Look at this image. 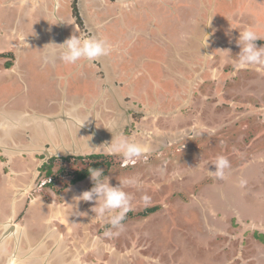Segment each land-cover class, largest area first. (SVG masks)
Wrapping results in <instances>:
<instances>
[{
  "label": "rangeland",
  "instance_id": "obj_1",
  "mask_svg": "<svg viewBox=\"0 0 264 264\" xmlns=\"http://www.w3.org/2000/svg\"><path fill=\"white\" fill-rule=\"evenodd\" d=\"M147 1H136V9L153 15L162 5L164 16L169 19L165 44L176 45L178 39L171 36L174 19L179 20L185 12L192 14L191 7L197 6L198 0H152V4ZM217 1L220 0L210 4V0H202V18L193 17V24L197 27L193 32L195 39H199V45L193 51L194 64L183 65L172 55L165 59L162 48L157 50L158 47L149 43L146 55L163 64H149L150 76H146L141 65L147 60L133 57L135 44L141 40L139 34L129 37L136 43L106 40L112 48L104 56L109 63L105 66L108 71L105 80L109 84V97L115 99L116 105L107 106L110 111L97 112L94 108L96 95L89 100L91 103L68 106L65 108L66 117L71 119L72 126L66 128H60L58 124L67 120L64 113L41 111L42 120L51 124L58 121L59 129L55 131L46 128L40 132L27 119L15 120L21 127H14L11 125L14 118L11 117L23 113L26 116L30 113L27 106L34 102V106L40 104L44 107L42 110L49 109L48 106L58 109L59 96L63 94L71 99L68 98L70 103L76 101L74 93H66L64 89L67 77H60V81L53 76L55 72L40 68L33 53L30 63L24 64L25 60H21L19 67L15 66L14 57L0 55V87L2 77L8 86L6 93L0 96V120L8 122L4 128L0 125V144L6 150L0 153L9 152V146L15 148L14 163L22 167L30 165L26 170L27 178H30L31 171L36 172L49 159L47 163L53 178L50 189L41 188L40 182L48 177L39 174L31 189L24 188L20 192L19 201H25L23 213L15 220L19 226L13 223L11 216L12 223L19 230L29 226L34 229L43 227L47 239H36V244L24 231H18L17 237H26L21 240L20 248L23 241L29 249L22 245V250L31 251L27 255L18 254L19 264L26 258L36 263L35 254L46 255L50 249L47 256L53 253L52 259L57 264H264V66H238L235 60L240 51L239 32L230 29L218 17L214 22L215 18L210 20L213 29H210L211 23H207L213 11L219 16L232 15L235 20L239 16L235 13L237 10L246 11V7L255 3L235 0L231 7H223ZM257 6V3L252 6L253 12L260 14L259 18L264 21V15L261 16L264 8L260 10ZM253 12L242 16V21L248 22ZM261 27L262 31L255 30L261 37L255 42L258 48L264 46V24ZM80 32L82 37L87 36ZM163 33L166 35L165 29ZM19 45L20 51L27 50L26 46V50L23 47L27 43ZM4 46L0 45V54L10 49L14 51V43ZM22 65L31 67V78L20 69ZM162 67L164 73L161 76ZM72 68L69 65V69ZM141 69L143 71H139ZM166 69L169 72H165ZM114 71L117 73L113 74ZM181 73L183 80L180 79ZM16 79L19 86L14 82ZM30 80L33 82L31 88ZM83 82L85 90H90L89 81ZM30 89L36 92L34 96ZM48 98L52 103L47 106ZM16 100L18 102L13 106ZM171 103L173 108L177 107L173 111L170 110L172 107L168 110ZM82 107L85 109L79 111ZM36 118L30 120L36 122ZM80 118L82 121L84 118L91 120L88 130L75 126V123L80 124ZM113 125L116 131L130 139L149 143L152 151L129 162L135 165L123 168V163L129 160L120 154L109 153L105 148L113 138L110 132ZM73 131L76 134L70 139L68 135ZM78 135H83L84 139ZM85 139L89 143L86 147ZM51 142L58 150L52 159L51 154L46 157L39 147L42 145L50 151ZM76 148L86 150L72 155L69 149ZM33 149L36 153H32ZM94 154L103 157L101 169L109 177L110 185L117 186L125 178L137 181L133 186H124V191L131 197V210L119 235L106 237L104 233L110 225L106 219H94V202L75 199L93 187L90 177L73 184L71 181L76 171L94 161L88 158ZM221 155L230 163L223 179L209 174L215 171V159ZM15 173L17 171L13 170L2 176L0 170V186L11 188V180L6 185L5 179ZM144 196L149 199L145 201ZM32 201L34 203L30 206ZM33 221L42 222L34 225ZM11 256L2 264H9Z\"/></svg>",
  "mask_w": 264,
  "mask_h": 264
},
{
  "label": "crops",
  "instance_id": "obj_2",
  "mask_svg": "<svg viewBox=\"0 0 264 264\" xmlns=\"http://www.w3.org/2000/svg\"><path fill=\"white\" fill-rule=\"evenodd\" d=\"M136 1H145V0H0V45L1 47H3L4 45H5L4 47H7L10 46L12 43L15 44L14 51L10 49L8 51L1 53L0 55H2L3 57L6 56L14 57L17 63V65L15 64V66L19 67L21 60H25L24 64L30 63L31 61L30 55L33 53L35 60L36 61L38 60L37 64L39 65L40 68L46 67V69H48L49 71H52L53 73L55 72V75L53 76L55 78H58V80L60 81H62L61 79H59L60 77L62 76L67 77L66 81L64 82L66 84V88L64 86V89L66 93H69L67 92L69 88L71 94L74 93V97L77 98L76 101L70 103L68 101L69 98L68 96H65L64 94L62 96H59V102L57 103L58 109L56 107L50 108L48 106L50 102L52 103L51 99L49 102H46V105L48 106L49 109L42 110L43 108H39L37 106L29 107L30 109L28 110V112L30 113L26 114V116L24 115V113L23 115L17 117L12 115L13 117L11 118L14 119L12 120L11 125H15L14 127H18V126L21 127L19 123H15V120L25 121V119H27L29 120L27 122L31 123L32 125H35L37 130L42 132V130H46L47 128L46 124H49L51 122L42 120L40 114L41 111L46 113L60 112V113H64L65 116L64 115L63 116L66 117L67 110L65 108H68V106L71 108L72 105L75 103H80L82 106L86 102L91 103L92 100L91 101L89 100L96 95L100 96L95 101L94 108L96 109V111L104 112L105 108L107 109V106H104L103 108H101V106H98L97 102L103 96L109 94L108 93L109 84H107L105 80V78L108 76V71L105 68L106 64H109L108 61H106L105 58L102 57L103 60L100 58L98 60L90 61V62H84V61L77 62L76 64H69L70 67H74V69L72 68L70 70L69 65L63 63L59 59L60 49L54 47V46L62 45L71 36L79 35L82 37V34L78 26L83 27L85 31L87 30L88 33L93 34V36L97 38L105 39V40L115 39L116 41L120 40L121 43L123 41H129L130 43H132L134 39H130L129 37L133 34L134 35L139 34L138 36L140 37L139 39L141 40L138 43L134 41V43H136L135 44L136 48H134L135 52L133 57H135V59L142 57L147 60L146 63H143V65H141L143 66L144 71L142 69L139 70L147 73L146 76H150L149 64L150 65L160 64L161 66L163 64L162 62L161 63L157 61L154 62L153 60H151V58H149L148 55H146L145 49L146 46L149 45V43H152V45L154 44L155 47H158L157 50H159V48H162L161 53L165 59H169L168 56L172 55V57L178 58V61H180V63H183V65L184 63L185 65L186 64L190 65L191 62L192 64H194L195 55L193 51L195 48L198 47L199 39L198 38L195 39L196 38L194 34L195 32H193L194 28L196 27L193 24L194 23L193 17L195 19L197 17V20L198 19L200 20L202 18L201 15L202 11L200 10V8H202L203 6L201 4L202 0H198L197 6L191 7L193 11L192 14L185 12V14L181 15L179 19L180 21L178 19H174L175 25L173 27V32H171V36H174V38L178 39L175 43L176 45L165 44V42L167 41L166 39H168L167 37L169 35L167 31L168 28H166V26H168L169 19H167L164 16L165 14L162 5L159 11H157L153 15H150L149 11L141 12L139 11L140 9H136V6L138 4L135 3ZM215 1L216 0H210V4L214 3ZM234 1L235 0H220L217 2H219V5L221 6L228 5L231 7ZM246 1L251 2L250 4H252V2H254L255 4L257 3L258 5L257 8H259L260 10L261 9L263 10L264 8V2H262L261 0H246ZM148 2L149 3L151 2L152 4V0H148L147 3ZM252 6L248 8L246 7V11L237 10V12L235 13H238L239 16L235 20L233 19L232 15H229V17L226 15L219 16L215 11H213L211 14L212 17H209L208 18L209 20L207 19L208 21L207 20L206 21L207 23L209 22L211 23L210 20L212 18H215L213 19L214 22L218 17L221 18V20H223L222 22L226 26H228L230 29H233L236 32L243 31L245 27H253L254 30L262 31L261 28L263 27L261 26L264 24V21H262L259 18L260 14L256 15L253 12ZM75 9H77V11H75ZM154 9H156V7H154ZM249 12H253V13L251 16L248 17L249 21L244 23V21H242L243 18L242 16L245 17L246 15L249 14ZM263 15H264V11H261V16ZM77 19L80 23L77 21ZM212 23L210 24V29H213ZM201 28L202 26L199 28V32L202 31ZM164 29L166 31V35H164L163 33ZM147 32H149L148 36H146ZM6 41L8 42L7 44H5ZM23 42L28 44V45H23L24 49L26 46L27 49V50L25 49L26 51L23 50L20 51L19 44ZM163 47L165 49H163ZM34 50L36 52H32ZM180 54L183 57H180L179 56ZM28 56H29V61H26V57ZM184 58L186 59V61H183ZM155 59L158 58L155 57ZM114 64L117 65V67L119 66L116 62ZM22 66L23 67H21L20 69L25 73V76L31 78L30 77L32 71L31 67L25 65ZM163 69L164 68L162 67V70L160 72L161 76L164 73ZM139 71L137 72L138 74L141 73ZM165 72H169V70L166 69ZM56 73L58 74L57 76ZM116 73L117 72L114 71L113 74ZM166 74L167 73H165V75ZM178 74L180 73H177V75ZM182 74L183 73H181L180 75L181 80H183ZM98 75L103 76V78L101 77L98 78L99 77ZM85 80L89 81V84H91L90 86L88 85L91 88L88 91L85 90V83L83 82ZM6 81L7 80H4L2 77V81H1L2 87H0V96H3L8 90ZM14 82L17 84V86H19L18 79H16V81L14 80ZM93 82H96L95 86L92 85ZM22 83H24V81ZM32 83H33L32 80H30V88L32 87ZM29 91L32 93V96L36 94V92H34L32 89H30ZM21 93L24 94L23 90L21 91ZM62 93H64V90L62 91ZM78 98L81 100H78ZM17 102H18L17 100L16 102L14 101L13 106H16ZM175 105L177 106V103ZM110 106L111 105H108V107ZM173 106L174 105L171 103V106H168V110L170 107H172L170 108V110L172 109V111L177 108V107L173 108ZM25 107L22 108L25 109L24 112L27 110L26 109L27 107L26 108ZM156 111L159 110L156 109ZM34 116L37 117L36 119H34L36 122H32L33 120H30V118ZM0 121H2V124L0 125L3 126V128L6 123L8 125V122H5V120H0ZM44 121L46 124L44 123ZM69 121L70 120L67 119L65 122L58 124L60 128L63 127L66 128L69 127L70 125L72 126L71 122ZM56 122L55 124L54 123L51 124L53 126L52 131H55L54 129L57 128L59 129V126L58 124H56ZM68 136L71 139L72 133H69ZM13 144L15 143L13 142ZM3 145L6 146V144ZM9 149H10L9 152L8 151L7 153L5 152L4 155L0 153L1 154L0 164H3L4 166L0 168L1 174L2 176L5 172L9 174L10 171L13 170H16L17 173H15V175H13L14 174L13 173L9 177H6L5 179L6 185L7 182L8 181L10 182L11 180V184H10L11 188L4 185L0 186V191H3L2 194L0 193V237L6 231V227L3 226V224L7 222V220L10 218L11 215L13 217V223L16 226H19L18 223H15V220L20 216V214L23 213V205L25 203V201H19V197L21 196L20 192L22 189L28 187L30 188L33 185L36 178V174L38 172L37 169L36 172L31 171L32 177L30 176L29 178L28 176L27 178L26 170L30 169V165H28V167H26V165L24 167L16 165L14 163V159H15V154L17 152L13 153L15 148H12L10 146ZM2 150L6 151L4 150V147L0 144V151ZM71 150L73 151L74 149ZM31 151L32 153L33 152L36 153V150L34 149ZM22 164L24 165L25 162ZM33 203L34 201L30 203V206ZM38 222H42V221H37V222L33 221V224L35 225ZM41 228L43 227H35L36 230L34 228H29V232L27 234L28 237L33 239L32 240L33 242L36 239L38 241V239H40L41 237L47 239L46 236L43 235V233L46 235V232L43 231V229ZM36 231H38V233H35ZM21 237L22 236H18V238H20V241L26 239V237H24L23 239ZM14 240H15V236L11 238H7L3 241L2 245L0 246V258H1L0 260H2L4 256L5 258H8V256L12 255L13 251L11 249ZM49 251L46 255L45 253L41 254L37 252L35 254V256L37 257L36 260L37 263L39 262L42 264H57L56 260L52 259L53 253L50 256H47L49 254ZM28 252H29L28 250H22V245H21V253L27 255ZM29 259L28 260L26 259V261H28V264H31ZM23 261L21 262V264H27ZM17 264H19V259H17Z\"/></svg>",
  "mask_w": 264,
  "mask_h": 264
},
{
  "label": "clouds",
  "instance_id": "obj_3",
  "mask_svg": "<svg viewBox=\"0 0 264 264\" xmlns=\"http://www.w3.org/2000/svg\"><path fill=\"white\" fill-rule=\"evenodd\" d=\"M257 40H261V37L253 27H245L243 31L239 32L237 43L240 51L235 60L238 66H256L258 68L264 66V46L258 48L255 43ZM54 47L60 49L59 59L63 63L76 64L79 61H95L107 56L110 53L112 45L105 39L95 36L88 35L81 37L74 35L68 38L62 45ZM229 55L231 54L229 53ZM210 131L214 132L215 129H211ZM110 132L113 138L110 145L105 147L109 153L120 154L125 160L135 161L152 151L149 143L130 139L123 133L116 131L115 125L112 126V131ZM134 164L127 163L123 165V168ZM214 166L215 171L209 172V174L223 179L225 170L230 167V163L227 157L221 155L216 157ZM88 172L93 182V187L90 190L84 191L75 199L76 201L94 202L95 206L92 208L95 212L94 219L100 221L106 219L110 225V228L104 233L106 237L119 235L124 230L123 222L125 217L131 210V197L129 193L124 191V186H133L137 181L125 178L117 186H112L110 185L109 177L104 175L103 169L89 168ZM38 176L36 175V177ZM41 182L39 186L46 188L47 185L52 184L53 178L44 179L43 184ZM143 199L147 201L149 197L144 196Z\"/></svg>",
  "mask_w": 264,
  "mask_h": 264
},
{
  "label": "flooded vegetation",
  "instance_id": "obj_4",
  "mask_svg": "<svg viewBox=\"0 0 264 264\" xmlns=\"http://www.w3.org/2000/svg\"><path fill=\"white\" fill-rule=\"evenodd\" d=\"M79 27V29H80V31H83L87 36L88 35H91L92 36V34L91 33H88V31L86 30H84L83 29V27H81V26H78ZM105 58V57H104ZM85 62H88V61H85ZM89 86L91 85V84H88ZM92 85L93 86H95L96 85V82H93L92 83ZM68 90H69V88H68ZM67 90V92H70V90L68 91ZM110 91H109V88H108V93H109ZM98 97H100L99 95H97V98ZM52 98V97H51ZM49 99V98H48ZM46 100V99H45ZM50 101V99L49 100H47L46 102H49ZM79 102V101H78ZM35 103V102H34ZM34 103H32V104H30L28 107H32V106H34ZM97 105L98 106H101V108H103L104 106H108V105H111L110 106V108H112L113 106H115L116 105V101H115V99H112L111 97H109V94H106L105 96H103L98 102H97ZM37 107H39V108H44V107H42L40 104H38L37 105ZM85 108L84 107H82V108H79V111H83ZM105 111H110L108 108L106 109L105 108V110H104V112ZM100 112H102V111H100ZM71 120V119H70ZM84 122V124L82 125V123ZM88 122H91V120H89L88 118H84V121H82V118H80V121H79V123L80 124H76L75 123V126L76 127H79V128H81V130H84V129H87V127H88ZM48 123V122H47ZM82 125V126H81ZM46 127L50 130V131H52V129H53V126L51 125V123H49V124H46ZM88 130V129H87ZM85 131V130H84ZM86 133H88V132H86ZM100 133V132H99ZM72 134H76L74 131H73V133ZM90 134V133H89ZM103 134H104V130L103 131H101V133H100V135L101 136H103ZM84 135V134H83ZM83 135L81 136V135H78V137L81 139V140H83L84 138H83ZM91 135V134H90ZM89 136V135H88ZM94 138V140H97L96 139V137H93ZM97 142H98V140H97ZM53 143L51 142V145H52ZM88 140L87 139H85L84 140V147H86V146H88ZM53 146V145H52ZM39 147H41V150H40V152L41 151H44V148H43V146L42 145H40ZM90 147H92V146H90ZM84 150H86V149H84V148H82V149H80V148H76V149H74L73 151L71 150V149H69V151L71 152V154L72 155H79V153H84ZM52 154L53 153H57L58 152V150L56 151V148H54L52 151H50ZM89 154H91V153H89ZM36 156V155H35ZM52 159V158H51ZM49 161V159L46 161V163ZM45 162H43L42 163V165H40V167H38V174L37 175H39L40 174V172H39V170L43 167V165L44 164H46ZM46 188H50V187H46ZM12 216V215H11ZM11 216H10V218H11ZM9 218V219H10ZM5 227H7L6 229H8V227H9V220H7V222H5ZM28 228H31V226H29ZM27 227L25 228H22L21 230H23L26 234H27V230H29ZM21 230H19V229H17V232L19 231H21ZM35 233H37V231L35 232ZM14 243V242H13ZM33 243H36V242H33ZM22 245H26V243H24L23 241H22ZM13 247H14V245H13ZM28 246H26V249H29V248H27ZM31 247H33V245L31 246ZM30 252V251H29ZM28 252V253H29ZM19 254V253H18ZM22 254V253H21ZM3 255V254H2ZM19 257V256H18ZM22 257V256H21ZM20 257V258H21ZM23 258H25V256L23 257ZM1 259V258H0ZM17 259H19V258H17ZM27 259V258H26ZM26 259H25V261H23V262H25V263H27L28 264V261H26ZM7 260V258H5V256H4V258L2 259V260H0V264H2V262L4 263V261H6ZM30 260V259H29ZM30 263V262H29ZM39 263V262H38ZM9 264H17V262H16V259L15 260H13L12 259V256H11V258H10V261H9ZM31 264H37V262L36 263H33V262H31Z\"/></svg>",
  "mask_w": 264,
  "mask_h": 264
},
{
  "label": "trees",
  "instance_id": "obj_5",
  "mask_svg": "<svg viewBox=\"0 0 264 264\" xmlns=\"http://www.w3.org/2000/svg\"><path fill=\"white\" fill-rule=\"evenodd\" d=\"M78 21V19H77ZM79 22V21H78ZM80 23V22H79ZM78 23V24H79ZM9 65H7L8 67ZM88 158H91L92 160L94 159V161L90 162L84 169H81L80 171H76L75 172V175L71 181V183H76V182H80V181H83L84 179L88 178L89 177V172H88V169L89 168H92V169H101L104 165L103 163V157L98 155V154H94V155H90V157ZM106 166H109V163H105ZM50 164L49 163H46L43 165V167L39 170L40 171V174H43L44 176H47L48 178L51 177L52 173H51V169L49 168ZM53 185H47V187H52Z\"/></svg>",
  "mask_w": 264,
  "mask_h": 264
},
{
  "label": "bare ground",
  "instance_id": "obj_6",
  "mask_svg": "<svg viewBox=\"0 0 264 264\" xmlns=\"http://www.w3.org/2000/svg\"><path fill=\"white\" fill-rule=\"evenodd\" d=\"M94 130V129H93ZM51 147H52V149H49L50 151H52L53 149H54V147L51 145ZM50 151H46L45 149H44V151H41L42 153H47V156L49 157L50 156V154H51V157L50 158H53V156H54V154H52ZM45 155V154H44ZM48 159V158H47ZM45 159H42V161H44ZM136 164V163H135ZM134 164V165H135ZM131 166H133V165H131ZM128 167V166H127ZM10 225H12V221H11V218L9 219V227H10ZM12 227V226H11ZM17 230V229H16ZM21 231H23V230H21ZM17 231H15V233H13L11 236H15L17 233H16ZM14 242V247H13V251H14V255H12V259L13 260H15L16 259V261H17V258H18V253L20 254L21 253V251H19V250H21V248H20V240H18V241H13Z\"/></svg>",
  "mask_w": 264,
  "mask_h": 264
},
{
  "label": "water",
  "instance_id": "obj_7",
  "mask_svg": "<svg viewBox=\"0 0 264 264\" xmlns=\"http://www.w3.org/2000/svg\"><path fill=\"white\" fill-rule=\"evenodd\" d=\"M91 132H92V129L90 130ZM45 156L46 157H48L47 156V153H45ZM38 171V170H37ZM37 175V174H36ZM28 189H29V187H28ZM9 220V219H8ZM12 226V227H11ZM7 228V227H6ZM15 231H17L16 230V226L12 223V225H10V227H8V229H6V231L2 234V236L0 237V246L2 245V243H3V241L7 238V237H9V235H12L13 233H15ZM17 235H18V232H17V234L15 235V240L17 239V240H19V238L17 237ZM13 237V236H12ZM14 240V241H15ZM14 252V251H13ZM12 255H14V253H12Z\"/></svg>",
  "mask_w": 264,
  "mask_h": 264
},
{
  "label": "built area",
  "instance_id": "obj_8",
  "mask_svg": "<svg viewBox=\"0 0 264 264\" xmlns=\"http://www.w3.org/2000/svg\"><path fill=\"white\" fill-rule=\"evenodd\" d=\"M130 161H128L127 163H129ZM127 163H123L124 165L127 164ZM131 164V163H130ZM133 164V163H132ZM41 184H43V181L41 182Z\"/></svg>",
  "mask_w": 264,
  "mask_h": 264
}]
</instances>
